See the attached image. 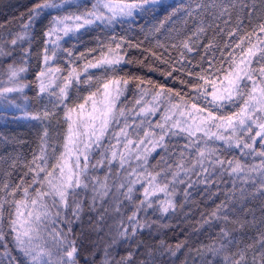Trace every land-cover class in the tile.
I'll use <instances>...</instances> for the list:
<instances>
[{
  "label": "snow or ice",
  "instance_id": "6c2138e0",
  "mask_svg": "<svg viewBox=\"0 0 264 264\" xmlns=\"http://www.w3.org/2000/svg\"><path fill=\"white\" fill-rule=\"evenodd\" d=\"M38 27L42 44L33 53ZM97 28L105 37L80 51ZM161 35L176 41L178 57L164 54L169 45ZM34 55L39 70L30 84L23 74ZM0 57L12 59L0 73V112L19 110L14 119L43 127L32 159L11 160L9 169H25L18 181L12 171L0 172V264H81L85 233L76 224L85 215L104 246L97 260L100 245L92 241L83 264H169L166 256L185 249L182 264H264V206L259 218L247 206L264 199V0H34L0 25ZM32 84L37 103L46 100L36 110L24 95ZM61 109L66 128L53 136L44 122ZM133 154L137 163L127 171ZM104 166L101 179L94 173ZM178 185H185L183 202ZM193 190L214 204L193 228L218 229L204 233L208 243L193 247L187 233L174 245L138 239L185 203L197 204ZM114 216L115 230L107 224Z\"/></svg>",
  "mask_w": 264,
  "mask_h": 264
},
{
  "label": "trees",
  "instance_id": "16d2710c",
  "mask_svg": "<svg viewBox=\"0 0 264 264\" xmlns=\"http://www.w3.org/2000/svg\"><path fill=\"white\" fill-rule=\"evenodd\" d=\"M34 2V0H0V25H6L10 22L15 21L22 13H25L27 11V8L31 6V4ZM168 2H171V0H168ZM27 17L25 16V19ZM140 23H143L141 21ZM42 27V26H41ZM3 31H7V28H4ZM117 31H119V28H117ZM138 32V29H137ZM212 35L211 32L208 33V38H210ZM99 36L101 39L105 37V33L101 31V29L97 28L94 31L88 32L84 36V40L87 42L86 44L79 45V50L83 51L85 47H92L94 46V40L93 38ZM136 38L143 39V34H139ZM160 41L162 43H167L169 45V51L167 53H164L166 56L171 55L173 58L178 57L179 52L176 49L171 48V44L175 43L176 41L167 40L164 35H161L159 37ZM155 41H146L145 47L151 46V44H154ZM203 43H207V38L203 40ZM42 44V38H41V28H37L36 37L32 44V50L33 53H36L39 51ZM158 52H163V49H158ZM201 54L203 53V49H200ZM17 51V55H18ZM190 56H194L195 53L189 54ZM196 59H199V56H196ZM12 62V59L9 57H0V73H3L6 71L7 65ZM38 60L35 58V55L33 56L31 60V65L29 68V71L24 75V79L26 83H30L35 78V73L38 71ZM128 70L134 74L137 75H144L147 77H151L154 80L163 81V77L159 75V73L152 72L149 73L147 69H142L141 71L139 68L135 66H129ZM6 79V76L0 75V80ZM171 83V82H169ZM133 86L131 85V90L126 93V96L128 100L132 99L133 96ZM86 93H82V95H85ZM24 95L29 97V102L32 105V109L36 110L37 108H42L43 104L46 103L45 101H42L41 103H37V101L34 99L36 96V86L32 84L30 88H26L24 91ZM20 103H24V100L20 101ZM71 103V101H70ZM15 113L16 117H19L22 115V113L19 110L11 109L8 113H2L0 112V161L3 163H0V172L4 171H12L13 172V178L18 181L19 176L22 175V172L25 169L18 168L15 170L9 169V165L11 164V160L13 158H16L17 156L20 157L21 161H29L32 159V154L34 150L38 151V146L40 143V134L43 131V127L39 122L36 121H28L24 119H14L12 113ZM63 118V109L60 110L59 116L55 119H53L50 123L45 121V126L49 127L50 134L53 136L56 135V133H62L64 129L66 128V125H64L62 122ZM159 119L158 116L153 117L152 120L155 122V120ZM129 123H132L131 118H129ZM142 135V132H141ZM62 141V137H61ZM174 143H177L179 145H182L184 143L183 140H176L174 138ZM160 152V149H157L156 152L152 153V155L149 157V164L155 165L157 160L159 159L158 153ZM238 155V153H237ZM175 159V158H173ZM157 171L159 169H156ZM193 180L196 179L195 176L192 177ZM225 180H227V176L224 177ZM109 183H111L109 181ZM185 185H178L177 186V196L176 199L178 202L184 201L183 196V188ZM203 185H199V189H203ZM231 182L227 185H220V190L223 192L225 188H230ZM213 192L216 191V188L213 187ZM142 189L137 187V195L142 198ZM223 197L221 196V199ZM193 200L197 202V204H193L191 202L185 203V206L182 211L177 212L170 216L167 219L161 220V225H167L166 227L157 225L154 226L151 229L152 235H149V230H145L143 235L138 237V239L145 241L148 244L154 245L156 242H158L160 239L166 240L170 244H175L178 240L185 239V234H189L190 236V243L193 247H197L200 242L208 243V236L204 233L210 232L211 234H215L218 229H207L205 227L204 229H201L200 232L193 233V228L197 226V222L200 219V215L202 212H206L211 207H214V204L207 200L206 197L201 196L197 194L195 190H193ZM215 199V198H214ZM216 203H219V200L215 201ZM127 203V202H126ZM207 205V207H206ZM250 208H253L256 210L257 218L260 216L259 209L261 206H264V199H257V200H250L249 204L247 205ZM150 217L152 219H155L156 216H159L160 214L157 212L156 216H152L151 212L149 213ZM120 217L114 216L113 218L109 219L107 221L108 225H111L113 227V230H115V226L118 223ZM89 216L85 215L83 218V224L77 223L76 224V231L79 233L81 230L85 233V250L82 251L81 254V264H83V258L87 254V251L90 250V244L92 241H96L100 245V255L96 257L97 260L100 259V256L102 255V249L104 246V241L99 240L97 235L90 231L89 224H88ZM236 225L229 224V228H235ZM105 231H107V227L105 228ZM244 232H249L250 229L246 228L243 230ZM238 236L240 235V230L237 231ZM103 235V233H101ZM105 239H108V237H105ZM246 242V238H245ZM118 251L120 254H124V248L120 247L118 248ZM180 252L177 254V257H171L166 256L165 259L169 261V264H182V262L185 259V252ZM189 264H191V258H189Z\"/></svg>",
  "mask_w": 264,
  "mask_h": 264
},
{
  "label": "rangeland",
  "instance_id": "374dc122",
  "mask_svg": "<svg viewBox=\"0 0 264 264\" xmlns=\"http://www.w3.org/2000/svg\"><path fill=\"white\" fill-rule=\"evenodd\" d=\"M139 70L141 71L142 69H139ZM133 89L135 90V86H133ZM22 100H23V97L21 96L20 97V101H22ZM114 130L115 131H119V128L118 127H114ZM131 138H134V137H131ZM111 141H112L111 143H113V144L116 143L115 139H112ZM113 141H115V142H113ZM105 142L107 143L108 141H105ZM120 147H122V145ZM116 162H117V169H119V163H118V161H116ZM116 162H114V163H116ZM136 163H137V161L135 160V154H133L132 158L129 161L130 167L128 165H126L127 171H131V167H135ZM101 177L104 178V175H102Z\"/></svg>",
  "mask_w": 264,
  "mask_h": 264
}]
</instances>
